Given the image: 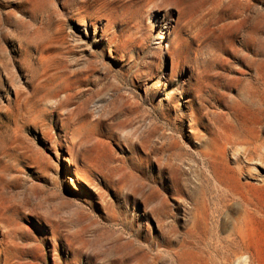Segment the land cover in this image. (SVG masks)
Listing matches in <instances>:
<instances>
[{
    "label": "rangeland",
    "instance_id": "obj_1",
    "mask_svg": "<svg viewBox=\"0 0 264 264\" xmlns=\"http://www.w3.org/2000/svg\"><path fill=\"white\" fill-rule=\"evenodd\" d=\"M96 1L0 0V264H264V0Z\"/></svg>",
    "mask_w": 264,
    "mask_h": 264
},
{
    "label": "bare ground",
    "instance_id": "obj_2",
    "mask_svg": "<svg viewBox=\"0 0 264 264\" xmlns=\"http://www.w3.org/2000/svg\"><path fill=\"white\" fill-rule=\"evenodd\" d=\"M98 2H99V0H97L95 3L97 4ZM82 4H84V6L81 7L80 10L86 8L87 5H89V2L82 1ZM66 13L67 12L64 9L63 13L59 14L60 17H61L60 24H57V25H54V26L57 27L56 39H61V40L65 41L66 43H68L69 41L67 39V36H70L71 37V35H67L66 32H65L64 24H65L66 15H67ZM85 13L86 12H83V15H82V13L81 14H78V16L82 17V19H79V18H76L75 16H73L71 18V20H78L79 22H82L83 19H87L88 18V16ZM101 18H103V17H101ZM108 20L110 21V19H108ZM82 26H84V25L82 24ZM107 27H108V25H107ZM106 30H107V28H105V31ZM72 38L74 40H78L80 42L83 41V39H81V38L80 39H75L74 36H72ZM102 39L109 41V46L110 47H108V48H110V50H112V49L115 48L117 50L115 52H118L119 51V48H120V46H119V39H118V37L116 35H114L112 38H108L105 35H103V38ZM163 44H165V43H163ZM167 46L168 45H166V47ZM111 54H112V52H111ZM111 58L116 59V57H112V56H111ZM175 65L176 64H173V66H172L173 67V74L175 73V71H177V68H176ZM190 74H191V72H190ZM174 76L172 77V80L174 79ZM170 81H171L170 80V76L169 77L168 76L162 77V78H160L157 81V84H158L157 86H159V87L162 86L165 89H171V88H169V85H171V82ZM2 85H3V88H4V92H5L4 93L5 94V98H6V100H9L8 99L9 98V94L7 93L6 87H5V85H4L3 82H2ZM156 88H158V87H156ZM173 93L174 92L172 91L170 94H173ZM194 101H195V97H193V93H192L191 96L188 98L187 107L192 109V113L190 115H191V117H193V123L196 124L195 127H191V128H194L195 129V135L194 136H193V134L190 135V137L193 138V139H195V140H197V143H198L195 146L196 149L193 152L194 153H198V155L201 156V157H203V158L213 157V154H215L217 152V150H218L217 149V147H218V140H217V138H215L217 136V134H215V132L216 131L217 132H220V130L224 129V127H220L219 125H215V127L213 128L209 124H207L206 126H204V129H205V131H208V135L210 136V138L207 139L205 142L204 141H199V138L201 137L202 131L199 130L200 124H198L199 120H197V118L199 116V117H201L203 119V116H202L201 110L198 111L197 109H195V107H194V105H195L194 104ZM209 122H210V120H209ZM239 122H240L239 119L236 120V123L235 122H232L233 123L232 124V127H237V126H243V125H245V123L243 121L241 123H239ZM206 144L209 145V147H210L209 149H207ZM227 145H229V143H227ZM253 146H254V148H252V149H253L254 152H252L251 150H247V153H248L247 154V158L249 159L248 161L255 163L256 161L259 162V159L258 160L255 159V150H260V147H259V145H258V143L256 141V138H255V143H253ZM215 147H216V149H215ZM224 147H222V148L219 147V151L221 153L227 151V149L224 148ZM215 157H218V156L216 155ZM138 160L141 161L140 158ZM65 162H66V164L68 163L69 165L72 164V161H70V159H65ZM237 164H238V162H237ZM66 175L70 179V181L73 182V180H72V178H71L70 173L68 172V170L66 171ZM81 181L83 183H85L84 180H81L80 179V182ZM73 184H74V182H73ZM74 188L76 189V187H74ZM240 199H241V203L243 205L244 211H245V207H246L245 206V203H247V199L244 196H242V195L240 196ZM247 209H248V207H247ZM5 256H6V262H5V264H22V263H20L19 260L16 261V263H12L13 260L18 259V256H16V255H13L11 253H7Z\"/></svg>",
    "mask_w": 264,
    "mask_h": 264
}]
</instances>
